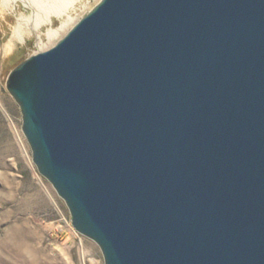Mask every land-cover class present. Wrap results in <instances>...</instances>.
I'll return each instance as SVG.
<instances>
[{"label": "water", "instance_id": "obj_1", "mask_svg": "<svg viewBox=\"0 0 264 264\" xmlns=\"http://www.w3.org/2000/svg\"><path fill=\"white\" fill-rule=\"evenodd\" d=\"M65 31L6 87L71 226L104 264H264V0H99Z\"/></svg>", "mask_w": 264, "mask_h": 264}, {"label": "rangeland", "instance_id": "obj_2", "mask_svg": "<svg viewBox=\"0 0 264 264\" xmlns=\"http://www.w3.org/2000/svg\"><path fill=\"white\" fill-rule=\"evenodd\" d=\"M98 1H76L67 15L53 16V28L70 19L68 29ZM31 13L21 1L9 9L0 0V264H104L99 246L71 226L64 200L38 172L22 133L20 108L6 87L13 66L53 44H43L48 25L39 28L41 43L33 34L24 41L12 38L17 17Z\"/></svg>", "mask_w": 264, "mask_h": 264}, {"label": "bare ground", "instance_id": "obj_3", "mask_svg": "<svg viewBox=\"0 0 264 264\" xmlns=\"http://www.w3.org/2000/svg\"><path fill=\"white\" fill-rule=\"evenodd\" d=\"M17 1H21L26 7L31 8L32 13L30 15L21 14L17 17L16 25L13 27L12 38L24 41L26 35L33 34L37 37L36 42L41 43L43 38L39 28L48 25L49 27L46 29L48 42L43 43L44 46H48L63 34L64 29H67L69 21H71L70 19L67 21L65 19L60 27L53 28V16L62 17L67 15L69 9L78 0H1V3L6 8L13 9ZM10 43L11 41L9 40L6 49L11 48Z\"/></svg>", "mask_w": 264, "mask_h": 264}]
</instances>
